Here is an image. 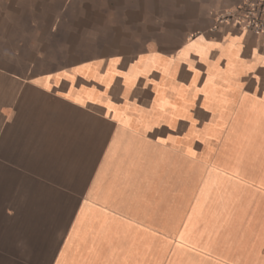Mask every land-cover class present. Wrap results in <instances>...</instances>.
<instances>
[{"label":"crops","instance_id":"crops-1","mask_svg":"<svg viewBox=\"0 0 264 264\" xmlns=\"http://www.w3.org/2000/svg\"><path fill=\"white\" fill-rule=\"evenodd\" d=\"M244 2L0 0V264H264V31L229 18ZM38 34L120 43L61 65Z\"/></svg>","mask_w":264,"mask_h":264},{"label":"rangeland","instance_id":"rangeland-1","mask_svg":"<svg viewBox=\"0 0 264 264\" xmlns=\"http://www.w3.org/2000/svg\"><path fill=\"white\" fill-rule=\"evenodd\" d=\"M19 7L20 6H15L14 8L15 9H19ZM73 7H76V6H73ZM50 8H51V6H50ZM82 8H83V6H82ZM48 13H50V12H48ZM50 15H51V13H50ZM34 17H35V19L36 18L39 19L38 21H35V24H36L35 27L36 28L40 29V27H44L45 25H48V24H49L48 26H50L51 23H52V21L46 22V21H43V20H42L43 21L42 22L40 20L41 17L37 13L34 15ZM89 21H90V19H89ZM92 22H94V21H92ZM28 23H30V22H28ZM18 25H19V22H16L15 26L13 27L14 30H16ZM108 25L109 26L111 25L110 27L113 29L114 25H112L111 23H109ZM10 26H11V23H10ZM25 26L22 23L21 24L22 28L20 27L21 30H25L23 32H26V30H27V32L23 34L22 39L20 37H15V36H13V38H12V36H11L10 39L12 40L13 45L14 44H18L17 39L18 40H22V41L27 43L28 41H31L34 38L35 32L32 34V32H31L32 30L30 29V27H28L27 25H25ZM112 29L108 28L109 31L110 30L112 31ZM14 30H13V32H14ZM19 31L20 30H18L16 34H18L20 36V32ZM110 32H109V34H111ZM41 40L43 42H41ZM112 40L114 42H112ZM36 41L38 42V44L43 43V47L45 49L47 48L49 50H54L53 52H50L49 55L51 56V58L54 59L55 62H59L61 65L72 63L73 61H76V60H80V61L86 60L87 58H91V56H92V59H94L95 56H99L103 51L107 50V52H108L111 49V46L113 44H115V49H116V45L120 43L119 38H116L114 40L113 37H107L105 42H103V40H102V44L101 45L93 44L91 52H87V51L85 52L84 50H83V52H76L77 50L74 51V52H68L67 49H66L67 47H64L62 45H67L69 43H74V42H75L74 44L77 45V44H79L78 42H76L78 40L73 42V41L67 39V37H65L64 40L61 41L60 45L58 46V45L51 44L50 43L51 39L40 37V34H38V38L36 39ZM85 48H89V47H85ZM114 50H112V51H114Z\"/></svg>","mask_w":264,"mask_h":264},{"label":"built area","instance_id":"built-area-1","mask_svg":"<svg viewBox=\"0 0 264 264\" xmlns=\"http://www.w3.org/2000/svg\"><path fill=\"white\" fill-rule=\"evenodd\" d=\"M255 0H245L244 4L231 12L229 18L242 20L254 32L264 31V6H257ZM227 18V16H225Z\"/></svg>","mask_w":264,"mask_h":264}]
</instances>
